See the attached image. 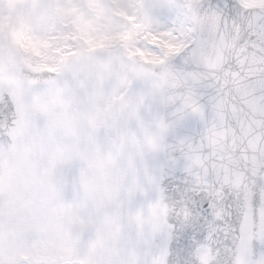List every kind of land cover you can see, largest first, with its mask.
Wrapping results in <instances>:
<instances>
[{"label": "snow or ice", "instance_id": "obj_1", "mask_svg": "<svg viewBox=\"0 0 264 264\" xmlns=\"http://www.w3.org/2000/svg\"><path fill=\"white\" fill-rule=\"evenodd\" d=\"M0 264H264V0H0Z\"/></svg>", "mask_w": 264, "mask_h": 264}]
</instances>
